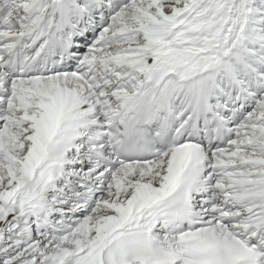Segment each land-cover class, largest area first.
<instances>
[{
  "label": "snow or ice",
  "instance_id": "snow-or-ice-1",
  "mask_svg": "<svg viewBox=\"0 0 264 264\" xmlns=\"http://www.w3.org/2000/svg\"><path fill=\"white\" fill-rule=\"evenodd\" d=\"M0 264H264V0H0Z\"/></svg>",
  "mask_w": 264,
  "mask_h": 264
}]
</instances>
